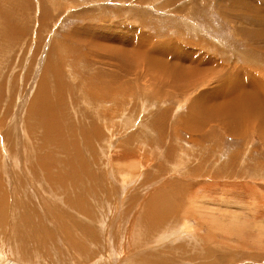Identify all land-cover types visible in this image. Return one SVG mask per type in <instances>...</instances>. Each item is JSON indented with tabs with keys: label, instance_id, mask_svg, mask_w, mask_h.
<instances>
[{
	"label": "rangeland",
	"instance_id": "1",
	"mask_svg": "<svg viewBox=\"0 0 264 264\" xmlns=\"http://www.w3.org/2000/svg\"><path fill=\"white\" fill-rule=\"evenodd\" d=\"M116 1L115 3L112 1L113 4L109 2V0H0V13L8 16L11 15L12 21L16 19L15 21L18 22L19 27L23 29L22 35L19 34L11 41H9L11 38H8L7 41L4 40L5 35L0 39V85L3 84V89L0 90V119L5 117L9 118L8 120H6V118L3 120V122H6L4 124V130L7 131L9 127L11 128L10 122L13 123L14 119L18 117L16 111L23 106L25 97L31 98L30 90H33V88L37 86L38 80L41 78L39 73L40 75L45 74L44 76L47 77V80H44L46 84L51 83L49 86L54 87L56 83L63 87L65 86L63 91L59 94H55L54 89L50 88L53 93L47 98L49 109L60 106V108L57 109L58 113L60 111L59 114H61L62 120L59 121L57 131L59 135L61 134V138H63L66 143L62 149L59 147L60 150L50 145L47 149L44 148L42 153H47V155L50 154L58 161H67L66 165L59 164L58 162L56 163V161L50 163L48 165V170L50 171L48 178L45 176L46 171L44 170L43 172V175L46 177L44 178L50 179L47 182L55 184L58 188V190L54 189L51 184H48L47 187L43 188L45 191H43V194L46 196H54L63 193L60 195V201L53 198L55 204H53V206L51 205V214L55 217L49 222V225H51L49 226L50 231L54 233L53 236H49L50 241L58 242L55 235L56 229L53 228L56 226L55 224L58 223V225H60L59 227L63 228L60 222L63 224L67 221L68 217L71 218V214L72 216L74 215V211L70 208L68 209L67 203L65 204V200H68L66 198H68L67 195L69 194L59 185V179H56L59 178L57 177L59 174L66 175L65 180L67 181V185H70V181L73 182V180L70 179L71 173L69 172L71 171L69 169L74 165L73 174H78L79 171L83 173H81L82 178H80L83 180L82 182L86 183V185L84 183L83 187L92 189L91 177H96L97 175L100 182L96 184L98 191H102L103 188L101 187L107 185L106 188L109 192L103 191L105 195L101 193L96 194L98 195V200L95 199L94 201L99 210L103 209L106 216L109 215L108 213L115 211L114 209H119L122 211L125 210L124 212L126 215L128 217L132 216L129 218L133 220L135 216L134 213L140 211L139 207L142 208L144 206V203L150 198L151 194H154L156 191H165V189L166 192H173L174 194L172 193V196L174 199H178L177 202L179 205L184 203L180 205L183 206L179 212L180 217L178 216L174 219L178 220L179 218L177 221L179 223L177 225L178 227L174 224L171 226L173 227L172 229L175 230L171 232L172 235L174 234L173 238L175 237L176 239L179 234L181 235L183 233L182 226L184 225L183 221H185L187 223L189 222L187 225H193L195 230L202 224V229L195 234L198 235V238H200V236L202 238L210 236L212 240L211 244L206 243L208 254L211 253L212 255L209 256L207 253L205 254L208 256V260H205L206 257L202 260L199 256L192 259L191 253L189 252L183 255L177 252L173 253L177 241L173 242V244L166 243L167 245H160L158 250L170 254V258L176 260H173L174 263L190 264V261H192V264H217L211 262V260H219L221 261L219 264H264V124H262L264 98L262 99L263 96H260L261 100L259 102L255 99L256 96L253 95V92L257 93V95L264 93V38H258V35L263 33L262 26L260 25V29H257L259 26H254L255 17H257L253 16L255 14V9H253V12L250 11L252 13L251 17L239 19L232 18V24L226 25L227 18L224 17L226 19H220L217 12V8L222 4L221 2L218 4V0H210L211 5L214 4L215 6L217 3L214 9L208 10L207 6L204 5L205 8L200 6L192 10H184L185 5L190 7V9L192 8V0L187 3H180L182 5L181 10H177L174 3V12H171L172 10L170 9L169 12L168 9H165L166 6H163V14L154 16H152L153 12H148L147 10L137 7L140 3H146L144 0H136V2L128 0V2H126V0L123 2L121 0ZM262 1L264 4V0ZM123 4H126V6L131 5V7H123ZM163 5L165 4L163 3ZM170 5H172V3H170ZM113 7H115V10ZM262 10L264 11V9ZM247 15L250 14L247 13ZM220 20H222V22H220ZM235 21H237V23ZM258 22L262 24L264 18H261ZM2 26L4 27V25ZM236 28H239L237 33L234 31ZM252 28L256 29L253 33L251 31H243H249L247 29ZM1 44H3V46H1ZM50 48H53V50ZM96 48H98L97 52H95ZM105 49L107 52L104 51ZM92 50H94L93 53H91ZM131 53H133L134 56L131 55ZM136 54L138 57L135 56ZM143 55L145 58L142 57ZM48 57L54 64L53 67L59 65V67H55L60 72L57 77H53L54 74H51L53 72L52 69H46L48 65H46V60ZM55 58L57 60H55ZM136 58L138 60H136ZM123 60L126 62H123ZM127 61H130V63L128 64ZM134 61L135 63H133ZM159 61H164L165 63ZM173 62H175V64L183 63V68L178 69V73L176 72L174 76H170L168 70H170L169 68L171 67L164 73L163 65L167 63L166 65L170 66L174 64ZM136 64L138 66H136ZM153 64L158 66L154 65L153 67ZM213 64L216 66L213 67L214 70L212 69L214 75H211L208 70ZM97 65L99 68H102V70L103 66L101 65H105V69L103 70L105 74L101 73L99 78L103 81L105 86L106 82L108 85L111 83L112 86L120 84L118 88H115V91H112L110 97L101 95L96 96L98 93L101 94L100 91L103 90H100L99 80L96 77V70H99ZM42 66H44L45 69L44 67L42 68ZM159 66L160 69H158ZM60 67L61 70L59 69ZM108 68L111 69L108 70ZM121 68H123V72H121ZM117 70H120V72L118 73ZM190 70L192 73L189 72ZM196 71L199 74L208 71L206 74L207 79L193 82L191 83L192 85L189 83L188 85L190 87L187 86L186 91L180 89L182 86H185L184 83H175L169 78L176 76L182 78L183 76V80H185L186 77L187 80H190L191 76L196 73ZM112 72L115 76L109 74ZM188 72L190 75H187ZM121 73H123L122 77L118 78V76H121ZM183 73L185 75H182ZM19 74L21 78H19ZM38 76L39 78H37ZM108 77L110 78L108 79ZM52 78H54L53 81ZM123 78L125 79L124 81ZM106 79H108V81H106ZM61 80L63 81L61 82ZM86 81L90 82L86 84ZM257 81L258 84L263 87L260 90L262 93L258 90L260 86L258 87ZM53 82L55 83L53 84ZM83 83L84 85L82 86ZM90 84H92V86L94 85V89ZM95 84H97L98 87ZM121 85H124L126 88L123 87L120 89ZM83 88H85V91ZM90 88L93 90H87V92L86 89ZM123 89L128 91L125 92ZM92 91H96V94ZM87 93L95 96H89ZM229 94H232L233 98L230 97L231 99H229ZM242 95L248 96L249 99H254L258 104L255 101H249L247 98L245 99L244 105L240 106L239 96ZM97 99L99 101H96ZM71 101L72 105H68L69 107L66 106ZM248 101L251 104H247ZM7 103L8 106H6ZM63 107L66 111V115L61 111ZM78 110H83L84 113L86 112L85 116L90 119L89 121H95L94 125L97 127V134L86 138V140L83 137L81 138V136L89 130L87 127L92 124H83L87 129L81 124V127L84 129L82 128V133L80 135L78 116L83 115V113L78 112ZM253 110L259 111L258 114H261L260 118L257 120L256 117L254 118V116L251 115L254 119H251L248 125L244 126L243 121L245 120V112L254 114L255 112ZM219 112L221 114H218ZM258 114L256 113L254 115ZM214 116L216 117L214 118ZM100 117H102V119ZM241 118H243V121ZM25 119L26 116L22 115L19 122V125L21 124L22 127L17 124L19 127L18 129L15 125L16 129L14 128V135H12V139L14 138L12 143V145L14 144L13 151L20 155V158L24 154L25 149L27 147V149H29L30 145L34 146L35 142L39 140L40 143H37L42 144L39 138L41 135L39 133H41V131L39 129L38 131L34 129L30 130L28 133L25 129ZM235 119L236 121H234ZM257 125L258 127H256ZM21 129L25 130V135L30 137L27 138L29 140H26V136H23V138L21 137V142L18 140L17 143V138H20L19 134ZM36 132H38V134ZM37 137L39 140H37ZM9 141H11V137ZM1 143L2 142H0V160H3L7 158L4 151H2L6 146H1ZM37 143L35 144L36 146L38 145ZM93 144L96 145L94 146ZM33 148H35V146ZM10 152L7 150L8 155H10ZM259 168H262L261 170L263 171ZM39 171L36 172L40 173L41 171ZM31 172L32 175H29V178L32 182H35V185L29 186L28 188L34 187L32 190L34 189L39 192L41 190L39 188H42V186L38 184L40 182L38 179L39 175L37 173L35 174V172L33 173V171ZM51 178L56 179V183L54 180L51 181ZM85 179L87 181H85ZM75 182L78 183L79 180H75ZM4 184L5 181L2 180L0 198L6 199V202L9 204L13 202L11 201L12 196L8 186H6V188L9 192H7ZM165 184L168 185L165 186ZM181 184L183 186H181ZM127 185L129 187H127ZM160 187H162L163 190H160ZM189 188L190 190H188ZM173 189L176 190L174 191ZM24 190L27 192L29 190V192H31L30 189L26 190L24 188ZM154 190L156 191L154 192ZM178 191L179 195L176 197ZM131 192L133 193L131 194ZM64 193L65 198L63 197ZM149 193L150 195H148ZM121 195L124 197H121ZM180 195L182 196L180 197L181 199H179ZM23 196V193H19L17 199L13 198L14 204L19 207L24 206L28 209V207L31 206L25 203L30 202L29 198L26 196H24L26 197L24 198ZM183 196L188 199L185 201ZM86 197L91 201V196ZM31 198L32 196L30 195V199ZM49 203L52 204V200L49 199ZM136 203L139 204L138 207ZM32 208L34 207L32 206ZM39 208V206L35 208L36 213L28 209L29 213L24 212L28 215L24 214L17 216L15 214L11 217H20L21 219L22 217L29 216L39 220V226H45L42 223L44 216L42 212H39ZM52 208H54V210ZM184 210L190 212L186 215ZM182 212L184 213L183 215ZM235 213L237 215H235L236 219L234 221L232 217ZM78 214L81 215L82 213ZM78 214L75 213V216ZM252 214L254 217H252ZM78 217H80L79 220H81V216H77V218L75 217L76 221L85 223L77 220ZM135 217L138 216L136 215ZM114 218L116 217H112L113 223L116 225L117 221H115ZM60 219L62 221H59ZM14 220L15 219L12 221V225L16 224ZM51 222H54V224ZM67 223H69V220ZM67 223L65 224L66 227L64 226L63 229H60L61 232L59 231L62 238H67L68 231L70 230L69 228H71L72 230L75 229V235L78 234L76 238L81 243L82 241L84 243L85 239L87 243L88 241H92L91 239L82 238L83 234L81 235V230L78 231V228H80L79 224L76 226V229L74 228L75 226L72 227L75 222L71 224L70 221V227H68ZM14 225L12 226V231H9L10 234L14 229L18 228L16 227L17 224ZM25 225L28 229H31V227L32 229L34 228L33 223H26ZM97 225L98 224H96V227ZM115 225H112L113 227L108 225L107 227H109V229L104 228L103 231H99V235L101 236L99 237V243L97 244L96 242L94 244V240L92 242L93 244L89 243L92 244L91 247L86 244L89 250L85 249L81 257L76 253V257L74 255L67 256L65 251L62 254L63 258H61V256H53V262L43 259L51 255V253L49 254L47 251L49 244L44 241L43 238H39L40 240L38 241V237L41 235L38 234V236L35 234L31 236L24 230L29 234L25 236L26 239H29L31 236L30 239H34L33 242H35L30 243V247H27L29 249L28 251H30V248L34 250L33 252H29L28 255V251L25 252L24 255H19L18 251L13 249L18 244L19 240L17 238L14 239L15 236L13 233L11 236L7 231L3 234L4 238L0 236V253L3 254H0V262L1 264H26V259H33L31 262L32 264H57L60 260L61 264H69L68 262L70 261L72 262L70 264H75L76 262L77 264H109L108 262H110V264H116L115 261L120 262V264L121 262L122 264H127L124 261V257H120V255L106 262L107 259L105 255L107 253L105 252L108 251L106 245L108 244V249L110 251L112 250V246H116L114 241ZM180 227H182V229H180ZM187 228L188 227H186L184 231H186ZM212 228L216 231L212 232L211 235ZM241 228H244L241 231H249L252 238L250 236H245L243 239L241 236L236 235ZM64 232L65 235L63 234ZM233 232L235 233L233 234ZM166 233L170 234L168 231H166ZM5 234H9L10 236L8 235V237ZM10 238L11 241L9 242ZM255 239L258 245L254 242ZM213 240H216L217 244H215L216 241L214 242ZM62 241L64 243L65 240L63 239ZM101 241L103 242V246L101 245ZM2 242L5 243V247H3L4 243L2 244ZM13 243L15 244L13 245ZM61 243L62 242H60V245ZM252 243H254L255 246H251ZM9 244L11 247H9ZM20 244H22L21 241L18 246H16L19 249L22 247ZM63 245V249H66L67 246L64 245L65 248ZM165 246L168 250L162 248ZM100 249L104 251L103 256L101 255L103 258L98 254V250ZM95 252V255L98 256L93 255ZM127 252H129L128 255L131 254V250H127L125 254ZM108 253L110 252L108 251ZM220 255L223 256L219 258ZM23 256H26V258L24 257L23 259ZM78 256L80 258H78ZM141 257L142 254L140 253L136 255L135 260L138 261ZM75 258L76 260L73 262ZM34 260L37 263H35Z\"/></svg>",
	"mask_w": 264,
	"mask_h": 264
},
{
	"label": "bare ground",
	"instance_id": "2",
	"mask_svg": "<svg viewBox=\"0 0 264 264\" xmlns=\"http://www.w3.org/2000/svg\"><path fill=\"white\" fill-rule=\"evenodd\" d=\"M8 1V0H7ZM42 3V2H41ZM41 5V4H40ZM18 7V6H17ZM42 8V7H41ZM44 8V7H43ZM15 9H16V7H15ZM14 10V9H13ZM43 10V9H42ZM41 10V11H42ZM5 12V11H4ZM249 12V11H248ZM11 13V12H10ZM249 13H251V12H249ZM40 14V13H39ZM42 15V14H41ZM0 18H1V20H0V27H1V29H0V39H2V37H4V35H5V37H4V40H6L7 41V39L8 38H11L9 41H11L12 39H14V38H16L19 34H21L22 33V31H23V29H21L20 27H19V25H18V22L17 21H12V19H11V15L10 16H8V15H6V14H2V13H0ZM43 17H44V15H43ZM42 17V18H43ZM253 17V16H252ZM41 22V21H40ZM42 23H43V20H42ZM2 25H4V27L2 26ZM260 28V27H259ZM253 29V28H252ZM75 31V30H74ZM250 31V30H249ZM39 32V31H38ZM77 32V31H76ZM80 32V31H79ZM73 33V32H72ZM70 34V33H69ZM76 34V33H75ZM22 35V34H21ZM71 35V34H70ZM22 37V36H21ZM74 37V36H73ZM260 37H262V38H264V29H263V33L262 34H259L258 35V38L260 39ZM1 43H3V42H1ZM4 44V43H3ZM3 44H1V46H3ZM87 44V43H86ZM91 45V44H90ZM94 45V44H93ZM91 47V46H90ZM136 47V46H135ZM89 48V47H88ZM50 49H52L53 50V48H50ZM93 49V48H92ZM95 49V48H94ZM97 49L98 48H96V50H95V52H97ZM103 49V48H102ZM121 49V48H120ZM119 49V50H120ZM70 50V49H69ZM101 50V49H100ZM114 50V49H113ZM116 50V49H115ZM22 51V50H21ZM105 52H107L106 51V49L104 50ZM103 51V52H104ZM128 51V50H127ZM73 52V51H72ZM94 52V50H92V52L91 53H93ZM104 52V53H105ZM109 52V51H108ZM109 53H112L111 51L109 52ZM117 53V52H116ZM52 54V53H51ZM96 54V53H95ZM103 54V53H102ZM115 54V53H114ZM126 54H128V53H126ZM36 55H38V54H36ZM52 55H54V54H52ZM90 55V54H89ZM103 55H105V54H103ZM112 55V54H111ZM110 55V56H111ZM116 55V54H115ZM114 55V56H115ZM121 55V54H120ZM130 55V54H129ZM131 55H133V53H131ZM130 55V56H131ZM146 55V54H145ZM124 56H126V55H124ZM134 56V55H133ZM135 56H137V54L135 55ZM112 57V56H111ZM123 57V56H122ZM138 57V56H137ZM143 58H145V56L143 55L142 56ZM149 57V56H148ZM177 57V56H176ZM53 58V57H52ZM58 58V57H57ZM116 59V58H115ZM55 60H57L56 58H55ZM62 60V59H61ZM119 60V59H118ZM136 60H138L137 58H136ZM59 61H60V59H59ZM125 60H123V62H124ZM61 62V61H60ZM126 62V61H125ZM128 62V61H127ZM159 62H162V61H159ZM164 62V61H163ZM162 62V63H163ZM90 63V62H89ZM130 63V61L128 62V64ZM133 63H135V61L133 62ZM142 63V62H141ZM148 63H150V62H148ZM156 63V62H155ZM165 63V62H164ZM174 64L173 65H170V66H168V65H163V64H161V65H163L164 66V70H163V72L165 73L166 72V70H168V68L169 67H171V68H169L170 70H168L169 72H170V76L172 75V76H174V74H176V72H177V70L178 69H182L183 68V66H182V64L183 63H176L175 64V62H173ZM48 64V65H47ZM101 64H102V61H101ZM118 64H120V63H118ZM146 64V63H145ZM152 64V63H151ZM193 64V63H192ZM192 64H191V66H192ZM46 69L48 70V69H52V75L54 74V76L53 77H57V75H59L58 73H60L59 71H58V69H56L57 67H59V65H58V61H57V67L55 68V67H53V63L51 62V60H50V58L48 57L47 58V60H46ZM62 65V64H61ZM123 65H124V63H123ZM123 65H122V67H123ZM133 65V64H132ZM135 65V64H134ZM154 65L155 66H158V65H156V64H153V67H154ZM98 66V65H97ZM101 66H103V70L105 69V65H101ZM110 66V65H109ZM120 66V65H119ZM136 66H138L137 64H136ZM150 66V65H149ZM194 66H196V65H194ZM216 65L215 64H213L211 67H210V69L208 70L210 73L209 74H211V75H214V73H212L213 72V67H215ZM44 66H42V68H43ZM116 67V66H115ZM118 67V66H117ZM135 67V66H134ZM166 67V68H165ZM197 67V66H196ZM62 68H63V66H62ZM98 68H99V66H98ZM193 68V67H192ZM44 69H45V67H44ZM60 70H61V67L59 68ZM96 69V68H95ZM106 69H107V67H106ZM111 69V68H110ZM109 68H108V70H110ZM117 69V68H116ZM118 69H119V67H118ZM123 68H121L120 70H122ZM139 69V68H138ZM158 69H160V66H159V68ZM213 69V70H212ZM42 70V69H41ZM102 70V68H99V70H96L97 71V73H96V77L98 78V80H99V85H100V90L101 89H103L102 91H100L101 92V94H96L95 92L97 91H92V92H94L95 94H96V96L97 95H101V96H109L110 97V94L112 93V91H115L116 89L115 88H118L119 87V85L118 84H115L114 86H112L111 85V83L108 85V83L106 82V86L104 85V83H103V81H101L99 78H100V74L101 73H104L105 71H103ZM120 70L118 71V73L120 72ZM125 70V69H124ZM46 71V70H45ZM94 71V70H93ZM111 71H114V70H111ZM116 71V70H115ZM135 71V70H134ZM207 71V72H208ZM41 72V71H40ZM50 72V71H49ZM108 72V71H107ZM121 72H123V70L121 71ZM159 72H161V71H159ZM175 72V73H174ZM183 72V71H182ZM190 73H192V71L190 70L189 71ZM189 72L187 73V75L189 74ZM207 72H204V73H197V71H196V73H194L192 76H191V78H190V80H187V77H186V79L185 80H183L182 78H184L182 75H185L184 73L182 74V75H180V76H182V78L181 77H178V76H176V77H169L171 80H173L175 83L176 82H179V83H184L185 84V86L183 87L182 86V88H180L181 90H183V91H186V89H187V86L188 87H190L188 84L190 83H193V82H197V81H203V80H206L207 79ZM216 72V71H215ZM47 73V72H46ZM117 73V74H118ZM151 73H152V71H151ZM178 73V72H177ZM180 73V72H179ZM217 73V72H216ZM220 73V72H219ZM95 74V73H94ZM105 74V73H104ZM109 74H113V72L112 73H109ZM122 74L123 73H121V76H118V78L119 77H122ZM125 74V73H124ZM127 74V73H126ZM146 74V73H145ZM20 75V74H19ZM45 74H43V75H40V73H39V76H41V78H39V76L37 77V78H39V80L38 79H36V80H38V84H37V86H35V84H34V88H33V90H30V93H31V98H29V97H25V101H24V103H23V106L22 107H20L19 109H17V111H16V114H17V118H15L14 119V121H13V123H11L10 121V124H11V128L9 127V129L7 130V131H5L4 130V124L6 123L5 121L3 122V120L6 118H1L0 119V142H2L1 144V146H3L4 147V145L6 146V148H7V150H8V152H10V151H12V152H10V155H8L7 154V150H6V148L4 147V149L2 150V151H4V153H5V155L7 156V158H4L3 160H0V188L2 187V180H4L5 181V184H4V186H5V188H6V186H8V189L10 190V192H11V196H12V198H11V201H13V202H10L9 204H8V202H6L7 200L6 199H1L0 198V236H2V238H4L3 237V234L5 233V232H7L8 231V233H9V231L11 232L12 230V226L14 225H12V221H13V219H15L14 221H15V223L17 224V226L16 227H18L17 229H14L13 230V235L15 236V238L14 239H18L17 241H18V244H19V242L21 241V243L22 244H20V246H22V247H20V249L18 248V247H16V246H18V244L13 248V249H15L16 251H18V253H19V255L20 254H22V255H24L25 254V252H27L29 249V247H30V243H35V242H33V240H31L30 238H31V236L33 235H35V234H39V235H41V236H37L38 237V241L41 239V238H43L44 239V241H46L48 244H49V247L47 248V251L49 252V254L51 253V255H48L47 257H45V258H43L44 260L45 259H47V260H49V261H51V262H53V260H54V257L53 256H58V257H60L61 256V258H63V256H62V254H63V252H65L66 251V254H67V256H72V255H74L75 257H76V254H79L80 255V257H81V254H82V252L86 249V250H89V249H87L88 247H87V245L86 244H88L90 247L92 246V242L94 241V244L97 242V244L99 243V237H101L100 235H99V231H103L104 230V228L106 229H109V227H107L108 225H110V226H112V225H115L113 222V219H112V217L113 216H115L116 218H114V220L115 221H117L116 222V225H115V233H114V236H115V238H114V241H115V245L116 246H112V250L110 251L109 249H108V244L106 245L107 247V250L110 252V253H108V251L107 252H105V253H107L105 256V258L107 259L106 260V262H108L109 260L111 261V259H113L114 257H117L118 255H120V257L121 256H123L124 257V261L127 263V264H176V263H174V261H176L175 259H171L170 258V254H166V252L165 251H162V250H158V248H159V246L160 245H164V244H168V243H170V244H173V242H175V241H177V245H176V247H175V249H173V253L174 252H177V253H179L180 255H183V254H187L188 252L189 253H191V258L193 259V258H196L197 256H199L202 260H204V257H206L205 258V260H208V256L207 255H205L206 253L208 254V247H206V243H210L211 244V238H210V236H206V237H204V238H202L201 236H200V238H198L197 236V234H195V233H198L202 228V224L195 230V228H194V226L193 225H187L188 223L187 222H185V221H183V233L180 235L179 234V236H177L176 237V239H175V237L173 238V235H172V231H175V230H173L172 228L173 227H171V226H173V224L174 225H176V227H178L177 225L179 224L177 221L179 220V218H178V220H174L176 217H178L179 216V212H180V210H181V207H183V206H180V205H183V204H180L179 205V203L177 202V200H176V198L174 199V197L172 196V193L173 192H166V189H165V191H161V192H157L156 190H154V192H152V193H154V194H151L150 195V193L148 194V195H150V198L144 203V206L142 207V208H140L139 207V209H140V211L138 212V211H136L134 214H135V216L137 215L138 217H135L134 216V218H133V220H131V218H129V217H132V216H127L126 215V213L124 212V211H122V210H119V209H114L115 211H112V212H110V213H108L109 215H107L106 216V213L103 211V209L101 210H99L98 209V207L95 205V199L96 200H98V195H96V194H104V192L103 191H105V192H109L108 191V189L106 188V186L107 185H105V187H101V188H103L102 189V191H98V187L96 186V184H97V182H99V179H98V175L96 176V177H91L92 178V189L91 188H89V187H83L84 186V183L85 182H82L83 180L82 179H80V178H82L81 177V173L82 172H80L79 171V173L77 174H73V166L72 167H70V171L71 172H69V173H71L70 174V179L71 180H73V182L72 181H70V185H67V181L65 180V178H66V175H60L59 174V176H57V177H59V178H56V179H59L58 181H59V185L60 186H62V188L64 189V190H66L67 191V193L69 194V195H67V197L68 198H66V199H68V200H65V204L67 203V208L69 209H72L73 211V216H72V214H71V218H69L68 217V219H67V221L69 220V223H67V221L66 222H64L63 224L60 222V224H61V227H63L64 228V226H65V224L67 223L68 224V227H70V221H71V224L73 223V222H75L74 223V225L72 226V227H74V228H76L77 229V225L79 224V227L80 228H78V231H80L81 232V235L83 234V237L82 238H87V239H91L92 241H88V243L86 242L87 240L85 239V242L83 243V241H82V243L80 242V241H78L77 240V238H76V236H78V234L77 235H75V233H74V231H75V229H71V228H69L70 230L68 231V236H67V238L65 237V238H62V236L60 235V233H59V231L61 232V230L60 229H63V228H60L59 226L60 225H58V223H56L55 225V227H53V228H55L56 229V233H55V235H56V237H57V241L58 242H52V241H50V238H49V236H53L54 235V233L52 232V231H50V227L49 226H51V225H49V222L50 221H52V219L55 217L53 214H51V205L53 206V204H55L54 203V201H53V198L55 199H58L59 201H60V195L61 194H63V193H59L58 195H54V196H52V195H49V196H52V197H50V198H48L49 196L47 195H44L43 193L45 192L44 191V187H47L48 186V184H51V186L54 188V189H57L58 190V188H57V186L55 185V184H53V183H51V182H47L48 180H50V179H45L46 177L45 176H47V178L49 177V175H50V171L48 170V168H49V164L50 163H53L54 161H56V163L58 162L59 164L61 163V164H63V165H66V162H65V160H60V161H58V160H56L52 155H47V153H42L43 152V150H44V148H48L50 145H52V146H54V148H58L59 149V147H61V149H62V147L65 145V140H63V138H61V134L59 135V133H58V131H57V126H58V124H59V121L60 120H62L61 119V114H59L60 113V111H59V113H58V109L57 108H60V106H55V107H53V108H48V103H47V98H48V96L49 95H51L53 92L51 91V89L50 88H52V89H54V92H55V94H59L61 91H63V89H64V87L62 86V85H59L58 83H56L55 85H54V87L53 86H49L51 83L50 82H48V83H50V84H46V82H45V80H47V77L46 76H44ZM48 75V74H47ZM114 75V74H113ZM112 75V76H113ZM132 75V74H131ZM152 75H154V74H152ZM186 75V76H187ZM190 75V74H189ZM14 76V75H13ZM109 76H111V75H109ZM115 76V75H114ZM129 76V75H128ZM158 76V75H157ZM161 76V75H160ZM24 77H29V76H24ZM103 77V76H102ZM261 77V76H260ZM19 78H21V75L19 76ZM33 78V77H32ZM49 78V77H48ZM62 78V77H61ZM105 78H106V76H105ZM110 77H108V79H109ZM113 78V77H112ZM117 78V77H116ZM115 78V79H116ZM163 78H164V75H163ZM162 78V79H163ZM16 79V78H15ZM23 79H25V78H23ZM45 79V80H44ZM85 79V78H84ZM108 79H106V81H108ZM153 79H154V77H153ZM54 80V78H52V81ZM86 80H87V78H86ZM125 79L123 78V81H124ZM152 80V79H151ZM161 80V79H160ZM25 81V80H24ZM34 81V80H33ZM63 80H61V82H62ZM117 81V80H116ZM163 81V80H162ZM165 81H166V79H165ZM262 81V80H261ZM19 82H20V80H19ZM36 82V81H35ZM45 82V83H44ZM65 82V81H64ZM90 81H86V84H88ZM126 82V81H125ZM55 82H53V84H54ZM85 83V82H84ZM84 83L82 84V86L84 85ZM91 83H93V82H91ZM166 83V82H165ZM199 83V82H198ZM201 83V82H200ZM24 84V83H23ZM22 84V85H23ZM66 84V83H65ZM85 84V85H86ZM261 84V83H260ZM69 85V84H68ZM91 86H92V84H90ZM95 85H97V84H95ZM177 85V84H176ZM192 85V84H191ZM245 85V84H244ZM246 85H247V83H246ZM257 85H258V87L260 86V89H258L259 91L263 88L262 87V85H259L258 84V81H257ZM1 86V88H0V90L1 89H3V84H1L0 85ZM19 86V85H18ZM25 86V85H24ZM79 86V85H78ZM90 87V86H89ZM94 87V85L92 86V88ZM97 87H98V85H97ZM121 88L120 89H122L123 87H125L124 85H121L120 86ZM176 87V86H175ZM235 87V86H234ZM67 88H68V86H67ZM69 88H71V87H69ZM126 88V87H125ZM178 88V87H177ZM249 88V87H248ZM24 89H25V87H24ZM79 89H80V87H79ZM84 89V91H85V88H83ZM82 89V90H83ZM94 89V88H93ZM93 89H86V91L87 90H93ZM99 89V88H98ZM179 89V90H180ZM245 89V88H244ZM180 90V91H181ZM189 90V89H188ZM258 90H257V92H258ZM263 90H264V88H263ZM99 91V90H98ZM123 91H125L124 89H123ZM126 91H128V90H126ZM125 91V92H126ZM246 91V90H245ZM3 92V91H2ZM17 92V91H16ZM88 92V91H87ZM117 92H119V91H117ZM247 92V91H246ZM249 92H251V91H249ZM261 92V91H260ZM29 93V94H30ZM120 93V92H119ZM234 93V92H233ZM232 93V94H233ZM262 93V92H261ZM88 94V93H87ZM121 94V93H120ZM232 94H229L230 96H228L229 97V99H231L230 97H232L233 98V95ZM252 94V93H251ZM89 96H92V95H90V94H88ZM253 95L254 96H256V100L257 101H259L260 102V98L262 97V99L264 98V93H262V94H258L257 95V93H254L253 92ZM93 96H95V95H93ZM92 96V97H93ZM261 96V97H260ZM1 97V96H0ZM22 98V97H21ZM29 98V99H28ZM87 98V97H86ZM85 98V99H86ZM96 98H98V97H96ZM107 98V97H106ZM227 98V97H226ZM249 99V97L248 96H246V95H242V96H239V101H240V106H243L244 105V103H245V99ZM24 99V98H23ZM100 99V98H99ZM89 100V99H88ZM92 100H93V98H92ZM104 100V99H103ZM192 100V99H191ZM250 100H252V101H255L254 99H249V101ZM0 101H1V98H0ZM8 101V100H7ZM91 101V100H90ZM94 101H95V98H94ZM96 101H99L98 99L96 100ZM247 102V104H251L250 102ZM251 101V102H252ZM257 101H255V102H257ZM9 102V101H8ZM194 102V101H193ZM193 102H191V103H193ZM224 102V101H223ZM235 102V101H234ZM10 103V102H9ZM68 103V102H67ZM75 103V102H74ZM238 103V102H237ZM208 104V103H207ZM257 104H258V102H257ZM70 106V105H72V101L69 103V104H67L66 106ZM238 105H239V103H238ZM6 106H8V103H7V105ZM68 106V107H69ZM77 106V105H76ZM192 106V105H191ZM208 106V105H207ZM222 106V105H221ZM67 107V108H68ZM225 107V106H224ZM18 108V107H17ZM75 108V107H74ZM217 108V107H216ZM192 109V108H191ZM224 109V108H223ZM226 109V108H225ZM76 110V109H75ZM204 110V109H203ZM212 110H214V109H212ZM227 110V109H226ZM255 110V109H254ZM253 110V111H254ZM61 111H63V114H65L66 113V111H65V109H64V107H63V110H61ZM208 111V110H207ZM215 111V110H214ZM234 111V110H233ZM78 112H81V113H83V115H79L78 116V125H80V127H79V129H80V135H81V133H82V128L83 127H85L83 124H92L91 126L89 125L87 128H89V130L87 131V132H85V133H83L82 134V136H81V138L83 137V138H85V140H86V138H89V137H92V136H94V135H96L97 134V127L94 125V123H95V121H89L90 119H88V117L87 116H85L86 114V112L84 113L83 112V110H78ZM255 113L254 114H258V112L259 111H254ZM9 113H11V112H9ZM74 113V112H73ZM107 113V112H106ZM208 113H209V111H208ZM213 113V112H212ZM226 113V112H225ZM204 114H206V113H204ZM218 114H221L220 112L218 113ZM254 114H249V113H247V112H245V120L243 121V118H241V120L243 121V123H244V126H246V125H248V122L249 121H251V119H254L255 117H256V119L258 120L259 118H260V115L261 114H258V115H254ZM5 115V114H4ZM22 115H25L26 116V119L24 120V122H26V127H25V129L28 131V133H29V131L30 130H34V129H37V131H38V129L41 131V133H39V134H41L40 135V139H41V141H42V144H39L40 143V140H39V138L37 137V140H39V141H37V140H35V141H37V142H39V143H37V142H35V144L37 143L38 145L36 146L35 144H34V146H35V148H33L34 146L32 145H27V146H29V149H25V151H24V154L22 155V157L20 158L19 156L20 155H18V154H16L14 151H13V149H14V144L12 145V143H13V139H12V135H14L13 133H14V128H15V125H16V128H18L19 129V127L17 126V124L19 125V122H20V119H21V116ZM66 115V114H65ZM64 115V116H65ZM108 115V114H107ZM207 115V114H206ZM224 115V114H223ZM237 115H239V114H237ZM251 115H253L254 116V118H252L251 117ZM91 116V115H90ZM209 116V115H208ZM219 116V115H218ZM222 116V115H221ZM63 117V116H62ZM216 116H214V118H215ZM12 118V117H11ZM14 118V117H13ZM65 118V117H64ZM90 118V117H89ZM101 119H102V117H100ZM203 118V117H202ZM220 118H223V117H220ZM263 119H262V124H264V115H263V117H262ZM9 118H6V120H8ZM66 119V118H65ZM98 119V118H97ZM67 120V119H66ZM200 120V119H199ZM209 120V119H208ZM240 120V121H241ZM201 121V120H200ZM213 121V120H212ZM227 121V120H226ZM234 121H236V119L234 120ZM260 121H261V119H260ZM204 122H206V121H204ZM188 123V122H187ZM199 123V122H198ZM197 123V124H198ZM8 124V123H7ZM81 124L83 125V127H81ZM208 124V123H207ZM220 124V123H219ZM60 125H61V123H60ZM73 125H75V124H73ZM78 125H76V126H78ZM106 125V124H105ZM200 125H201V123H200ZM206 125V124H205ZM222 125H223V122H222ZM259 125V124H258ZM258 125L256 126V127H258ZM19 126H21V124L19 125ZM87 126V125H86ZM104 126V125H103ZM22 127V126H21ZM61 127V126H60ZM198 127V126H197ZM260 127H261V125H260ZM15 128V129H16ZM72 128V127H71ZM86 127H85V129H87ZM84 129V128H83ZM105 129V128H104ZM14 130V131H13ZM23 129H21L20 130V134H19V136H20V138L18 139L17 138V143H18V140H20L19 142H21V137L23 138V136H26V140H29V139H27L28 137H30V136H27V135H25V130H23ZM74 130V129H73ZM196 130V129H195ZM198 130V129H197ZM32 132V131H31ZM84 132V131H83ZM22 133V134H21ZM37 134H38V132H36ZM78 133V134H79ZM102 133H103V131H102ZM174 133V132H173ZM30 135V134H29ZM78 136V135H77ZM10 137H11V141H9V139H10ZM33 138V137H32ZM35 139H36V137H35ZM98 140V139H97ZM84 141V140H83ZM82 141V142H83ZM29 143V142H28ZM79 143V142H78ZM141 143V142H140ZM75 144V143H74ZM94 145V144H93ZM96 145V144H95ZM94 145V146H95ZM24 146V145H23ZM32 147V148H31ZM67 147V146H66ZM76 147V146H75ZM110 147V146H109ZM94 148V147H93ZM68 149V148H67ZM51 150H53V149H51ZM54 150H56V149H54ZM60 150V149H59ZM65 150V149H64ZM78 150H80V149H78ZM77 150V151H78ZM102 151V150H101ZM64 152V151H63ZM79 152V151H78ZM58 153V152H57ZM60 153V152H59ZM60 154H63V153H60ZM72 154V153H71ZM103 154H105V153H103ZM58 155V154H57ZM125 155V154H124ZM1 156V155H0ZM2 157H3V155H2ZM20 158V160H19V158ZM71 157V156H70ZM74 157H75V155H74ZM65 158V157H64ZM129 158V157H128ZM91 159V158H90ZM118 159V158H117ZM38 162H37V161ZM86 161V160H85ZM36 162H37V164H36ZM72 163H73V161H72ZM83 165H84V163H83ZM66 167V166H65ZM81 167V166H80ZM184 167V166H183ZM225 167V166H224ZM38 168V169H37ZM52 168V167H51ZM59 168H61V167H59ZM86 168V167H85ZM127 168H128V166H127ZM53 169V168H52ZM63 169H65V168H63ZM72 169V170H71ZM81 169H82V167H81ZM235 169V168H234ZM260 170L262 169V168H259ZM41 172H40V171ZM44 170L46 171V175L44 176L43 175V172H44ZM55 170V169H54ZM84 170V169H83ZM82 170V171H83ZM260 170H258V171H260ZM31 171H33V173L35 172V174L37 173L38 175H36V176H38L39 178V185L40 186H42V188H39V189H41L39 192H37L36 190H32V188H34V187H32V188H28L29 186H33V185H35V182L33 181L32 182V180L29 178V175H32V172ZM36 171H39L40 173H38V172H36ZM56 171V170H55ZM55 171H53V172H55ZM237 171V170H236ZM254 171H255V169H254ZM261 171H263V170H261ZM57 172H60V171H57ZM256 172V171H255ZM56 173V172H55ZM86 173H87V171H86ZM257 173V172H256ZM53 174V173H52ZM83 174V173H82ZM261 174V173H260ZM55 175V174H54ZM110 175V174H109ZM112 175V174H111ZM258 175V174H257ZM86 176H88V175H86ZM93 176V175H92ZM230 176V175H229ZM3 179H2V178ZM21 177H23V178H21ZM45 177V178H44ZM77 177H79V178H77ZM111 177V176H110ZM126 177H128V176H126ZM214 177V176H213ZM227 177V176H226ZM263 177V176H262ZM107 178H108V176H107ZM125 178V177H124ZM165 178V177H164ZM163 178V179H164ZM167 178V177H166ZM205 178V177H204ZM235 178V177H234ZM2 179V180H1ZM52 179V178H51ZM56 179H52L51 181H53L54 180V182H55V180ZM87 179V178H86ZM85 179V181H87ZM162 179V178H161ZM160 179V180H161ZM75 180H79V182L77 183V182H75ZM112 180V179H111ZM110 180V181H111ZM165 180V179H164ZM175 180V179H174ZM189 180V179H188ZM154 181V180H153ZM204 181H207V180H204ZM18 182V183H17ZM160 182V181H159ZM195 182V181H194ZM56 183V182H55ZM100 183V182H99ZM109 183V182H108ZM157 183V182H156ZM165 183H167V182H165ZM170 183V182H169ZM90 184V183H89ZM111 184V183H110ZM176 184H179V183H176ZM207 184V183H206ZM85 185H86V183H85ZM162 185H163V183H162ZM166 185H168V184H165V186ZM180 185V184H179ZM223 185V184H222ZM68 186H69V188H68ZM100 186H101V184H100ZM99 186V187H100ZM152 186V185H151ZM169 186H171V185H169ZM174 186H176V185H174ZM178 186V185H177ZM181 186H183L182 184H181ZM199 186V185H198ZM236 186V185H235ZM238 186H240V185H238ZM111 187V186H110ZM127 187H129L128 185H127ZM155 187V186H154ZM24 188L26 189V190H28V189H30V191L32 192H29V190H28V192L27 191H25L24 190ZM28 188V189H27ZM68 188V189H67ZM113 188V187H112ZM111 188V189H112ZM159 188V187H158ZM157 188V189H158ZM162 187H160V190H163V188L161 189ZM175 188V187H174ZM178 188V187H177ZM188 188V187H187ZM197 188V187H196ZM230 188V187H229ZM43 189V190H42ZM110 189V190H111ZM127 189V188H126ZM125 189V190H126ZM130 189V188H129ZM150 189V188H149ZM155 189H156V187H155ZM182 189V188H181ZM181 189H180V191H181ZM2 189H0V191H1ZM5 190V189H4ZM6 190H7V188H6ZM123 190H124V187H123ZM159 190V191H160ZM174 190V189H173ZM176 190V189H175ZM174 190V191H175ZM188 190H190V188L188 189ZM193 190V189H192ZM44 191V192H43ZM47 191H48V189H47ZM171 191V190H170ZM185 191V190H184ZM184 191H183V193H184ZM4 192V191H3ZM2 192V193H3ZM7 192H9L8 190H7ZM59 192V191H58ZM61 192V191H60ZM188 192V191H187ZM191 192V191H190ZM19 193H23V195L24 196H26L27 198H29V203H25V204H29L31 207H28V209L29 210H31L33 213H36L35 212V208H37L38 206L40 207L39 208V212H42L43 213V224L45 225V226H39V224H40V221L39 220H37L36 218H32V217H29V216H25V217H22L21 219H20V217L19 218H12L11 216H14L15 214L17 215V216H21V215H24L25 213H29V211H28V209L27 208H25L24 206H22V207H19L18 205H16V204H14V200H13V198L14 199H17L18 198V195H19ZM133 192H131V194H132ZM179 193V191L177 192V195H176V197L179 195L178 194ZM186 193V192H185ZM189 193V192H188ZM188 193H187V195H188ZM88 194V195H87ZM95 194V195H94ZM140 194V193H139ZM138 194V195H139ZM174 194V193H173ZM22 195V194H21ZM20 195V196H21ZM30 195L32 196V198L30 199ZM105 195V194H104ZM115 195H117V194H115ZM125 195V194H124ZM183 195H185V194H183ZM23 196V197H24ZM86 196H88V197H92L91 198V201H90V199L89 198H87ZM141 196V195H140ZM0 197H1V195H0ZM26 197H24V198H26ZM64 198H65V193H64V196H63ZM109 197V196H108ZM121 197H124L123 195H121ZM180 197H182L181 195L179 196V199H181ZM23 198V199H24ZM62 198V197H61ZM137 198V197H136ZM142 198V197H141ZM183 198L185 199V201H186V199H188V198H185L184 196H183ZM259 198V197H258ZM49 199L50 200H52V204H50L49 203ZM62 200H63V198H62ZM130 200V199H129ZM144 200V199H143ZM142 200V201H143ZM175 200H176V202H175ZM258 200V199H257ZM55 201H57V200H55ZM64 201V200H63ZM145 201V200H144ZM143 201V202H144ZM181 201V200H180ZM182 201H183V199H182ZM189 201V200H188ZM51 202V201H50ZM130 202V201H129ZM141 202V201H140ZM16 203V202H15ZM133 203V202H132ZM181 203V202H180ZM60 205H61V203H60ZM69 205V206H68ZM109 205V204H108ZM135 205V204H134ZM136 205H137V207H138V205L139 204H137L136 203ZM25 206H27V205H25ZM32 206L34 207V208H32ZM66 206V205H65ZM185 206H186V204H185ZM185 206H184V208H185ZM55 207V206H54ZM106 207V206H105ZM132 207V206H131ZM60 208V207H59ZM108 208V207H107ZM53 210H54V208H52ZM57 209V208H56ZM111 209H112V207H111ZM120 209H122V208H120ZM131 209V208H130ZM133 209V208H132ZM183 209V208H182ZM187 209H189V208H187ZM58 210V209H57ZM62 210V209H61ZM110 210V209H109ZM118 210V211H117ZM137 210V209H136ZM69 211H71V210H69ZM25 212V213H24ZM123 212V213H122ZM184 212H186V215L190 212V211H185L184 210ZM213 212V211H212ZM216 212V211H215ZM218 212V211H217ZM221 212V211H220ZM54 213V212H53ZM75 213L76 214H78V213H82L81 215L80 214H78L77 216H81V220H79L80 219V217H78V219L77 220H79V221H83V222H85V223H80V222H78V221H76V218H77V216H75ZM115 214V215H114ZM117 214V215H116ZM133 214V215H134ZM184 213L182 212V215H183ZM25 215H28V214H25ZM132 215V214H131ZM219 215V214H218ZM217 215V216H218ZM235 215H237L236 213L233 215V217H232V219L235 221V219H236V217H235ZM239 215V214H238ZM61 216V215H60ZM190 216V215H189ZM227 216H228V214H227ZM230 216H232V215H230ZM59 217V216H58ZM66 217H67V215H66ZM76 217V218H75ZM82 217H84V218H82ZM110 217V218H109ZM180 217V216H179ZM239 217V216H238ZM252 217H254V215L252 214ZM195 218V217H194ZM181 219V218H180ZM252 219V218H251ZM16 220H17V222H16ZM72 220H74V221H72ZM84 220H87V221H84ZM131 220V221H130ZM196 220V219H195ZM231 220V219H230ZM59 221H62L61 219L59 220ZM188 221V220H187ZM129 222H131V223H129ZM244 222H245V220H244ZM14 223V222H13ZM26 223H30V224H32L33 223V226H34V228L32 229V227H31V229H28L27 228V226L25 225ZM52 223V222H51ZM15 224V225H16ZM52 224H54V222L52 223ZM76 224V225H75ZM95 224V225H94ZM96 224H98L97 225V227H96ZM245 224V223H244ZM14 225V226H15ZM197 225H199V224H197ZM220 225V224H219ZM179 226H181V225H179ZM190 226H192V227H190ZM255 226V225H254ZM30 227V226H29ZM66 227V226H65ZM113 227V226H112ZM111 227V228H112ZM182 227H180V229H182ZM186 227H188L187 228V230L186 231H184V229L186 228ZM221 227V226H220ZM219 227V228H220ZM222 228V227H221ZM251 228V227H250ZM54 229V230H55ZM180 229H178L179 231H181ZM218 229V228H217ZM242 229H244V228H241L239 231H238V233H236V235H239V236H241L243 239L245 238V236H250L251 235V233L249 232V231H241ZM247 229V228H246ZM27 231L31 236H30V238L29 239H26V235H29V234H27V232H25V231ZM110 230H112V229H110ZM66 231V230H65ZM78 231H76V232H78ZM166 231H168L170 234H168V233H166ZM216 230H214L213 228H212V230H211V235H212V232H215ZM79 232V233H80ZM227 232H229V233H231L230 231H227ZM11 233V234H12ZM177 233V232H176ZM175 233V234H176ZM235 232H233V234H234ZM10 234V233H9ZM8 234V235H9ZM10 234V235H11ZM64 235H65V232L63 233ZM178 234V233H177ZM5 235H7V234H5ZM7 235V236H8ZM9 235V236H10ZM111 235V234H110ZM193 235H195V236H193ZM204 235V234H203ZM202 235V236H203ZM6 236V237H7ZM8 236V237H9ZM12 236V235H11ZM205 236V235H204ZM216 236V235H215ZM29 237V236H28ZM112 237V236H111ZM251 237V236H250ZM13 238V237H12ZM40 238V239H39ZM52 238V237H51ZM54 238V237H53ZM80 238V237H79ZM107 238V237H106ZM173 238V239H172ZM252 238V237H251ZM254 238V237H253ZM13 239V240H14ZM65 240L64 241V243H63V241L62 240ZM83 239V240H84ZM104 239V238H103ZM9 240V239H8ZM52 240V239H51ZM82 240V239H81ZM105 240V239H104ZM108 240H109V238H108ZM178 240H181V241H178ZM2 241H3V239H2ZM11 241V238H10V240H9V242ZM42 241V240H41ZM106 241V240H105ZM214 241V240H213ZM216 241V240H215ZM214 241V242H215ZM5 242V241H4ZM4 242H2V244L4 243ZM15 242V241H14ZM36 242H37V240H36ZM60 242H62L61 243V245H60ZM213 242V243H214ZM255 243H256V239H255V241H254ZM45 243V242H44ZM43 243V244H44ZM89 243H92V244H89ZM101 245L103 246V242L101 241ZM107 243V242H106ZM178 243H181V244H178ZM11 244H12V242H11ZM15 243H13V245H14ZM67 246V248L64 246ZM166 244V245H167ZM215 244H217V241H216V243ZM6 245H7V243H6ZM26 245V246H25ZM29 245V246H28ZM32 245V244H31ZM34 245V244H33ZM35 245H37V244H35ZM45 245H46V243H45ZM58 245V246H57ZM60 245V246H59ZM62 245L66 248V249H63V247H62ZM256 245H258L257 243H256ZM105 246V245H104ZM215 246V245H214ZM213 246V247H214ZM251 246H255L254 245V243H252L251 244ZM3 247H5V243H4V246ZM9 247H11L10 246V244H9ZM28 247V248H27ZM40 247V246H39ZM218 247V246H217ZM248 247V246H247ZM7 248V247H6ZM34 248V247H33ZM43 248H44V246H43ZM164 250H168V248L165 246V247H162ZM217 249V248H216ZM11 250V249H10ZM34 250V249H33ZM33 250H31V248H30V251H28L27 252V255H28V253L29 252H33ZM127 250H131V254L130 255H128V253L129 252H127L126 254H125V252L127 251ZM158 250V251H157ZM8 251V250H7ZM214 251V250H213ZM217 251V250H216ZM56 252H57V254H56ZM88 252V251H87ZM97 252V251H96ZM96 252L93 254V255H95L96 254ZM98 254H100V257L101 258H103L102 256H103V253H104V251L102 250V249H100V250H98ZM10 253V252H9ZM76 253V254H75ZM142 254V257L138 260V261H136L135 260V257H136V255H138V254ZM0 254H2V253H0ZM6 254V253H5ZM14 254V253H13ZM84 254V253H83ZM3 255V254H2ZM26 255V256H27ZM102 255V256H101ZM209 256H212L211 255V253H209L208 254ZM15 256V255H14ZM26 256H23V259H24V257L26 258ZM55 256V257H56ZM95 256H98V255H95ZM94 256V257H95ZM161 256H165V257H161ZM166 256H167V258H166ZM221 256H223V255H220V257L219 258H221ZM224 256H227V255H224ZM29 257V256H28ZM52 257H53V259H52ZM79 256H78V258H80ZM122 257V258H123ZM30 258V257H29ZM32 258V257H31ZM69 258V257H68ZM93 258V257H92ZM59 259V258H58ZM71 259H72V257H71ZM116 259V258H115ZM118 259H119V257H118ZM121 259V258H120ZM231 259H233V258H231ZM1 260V259H0ZM31 260V261H30ZM26 259V261L27 262H25L26 264H32L31 262H32V260L33 259ZM60 260V259H59ZM75 260H76V258L75 259H73V262H75ZM78 260V259H77ZM81 260V259H80ZM79 260V261H80ZM85 260V259H84ZM123 260V259H122ZM174 260V261H173ZM68 261H70V260H68ZM105 261V260H104ZM103 261V262H104ZM190 261V260H189ZM8 262V261H7ZM34 262H35V260H34ZM48 262V261H47ZM60 262V263H59ZM58 263L59 264H61V260L59 261ZM90 262V261H89ZM106 262H104V263H106ZM116 262V264H120V262H117V261H115ZM192 261H190V264H192L191 263ZM211 262H213V263H217V264H219L221 261H219V260H217V261H213V260H211ZM6 263V262H5ZM35 263H37V262H35ZM57 263V264H58ZM69 264L70 263H72L71 261L70 262H68ZM80 263V262H79ZM88 263V262H87ZM109 264H110V262H108ZM194 263V262H193ZM0 264H1V262H0ZM75 264H77V262L75 263ZM121 264H122V262H121Z\"/></svg>",
	"mask_w": 264,
	"mask_h": 264
},
{
	"label": "crops",
	"instance_id": "3",
	"mask_svg": "<svg viewBox=\"0 0 264 264\" xmlns=\"http://www.w3.org/2000/svg\"><path fill=\"white\" fill-rule=\"evenodd\" d=\"M114 3L117 2L116 0H112ZM109 0V2H112ZM122 2L125 0H121ZM128 1H135L136 0H128ZM126 0V2H128ZM146 3H140V5H137V7L139 9H143V10H147L148 12H153L152 16L154 15H162L163 14V6H166L165 9H170L172 10L171 12H174V3H175V7L177 8V10H181L182 9V5L180 3H187L188 1H192V0H144ZM262 0H218V4L221 2V6L219 8H217V12L219 14V18L220 19H226L228 24H232V18H243V17H251L252 13H249L250 11H254L253 9H255L254 11V15L253 16H257V17H253L255 19V24L254 26H262L261 28L264 29V22L262 24H260V19L264 18V11L262 9H264V4ZM112 2V3H113ZM119 2V1H118ZM113 3V4H114ZM163 3L165 5H163ZM170 3H172V5H170ZM127 4V3H126ZM126 4H123V7H131L130 6H126ZM168 4V5H166ZM128 5V4H127ZM207 6V9H214L215 6L217 5V3L213 5H211L210 0H193V4H192V8L190 9V7H187L185 5L184 10H192L195 8H199L200 6H202V8H205V6ZM121 7V6H120ZM113 9L115 10V7H113ZM164 9V10H165ZM169 10V12H170ZM249 11V12H248ZM158 13V14H157ZM247 13H249L250 15H247ZM174 14V13H171ZM170 14V15H171ZM172 16V15H171ZM174 17V16H172ZM217 17V16H216ZM220 22H222V20H220ZM237 23V21H235ZM260 29V28H257ZM261 29V30H262ZM229 30V29H228ZM237 30H239V28H236L235 33H237ZM250 30L252 33L255 32L256 29H247ZM226 31V30H225ZM244 32H250V31H245ZM263 31V30H262ZM228 32V31H227ZM226 32V33H227ZM231 32V31H230ZM234 33V32H231Z\"/></svg>",
	"mask_w": 264,
	"mask_h": 264
}]
</instances>
